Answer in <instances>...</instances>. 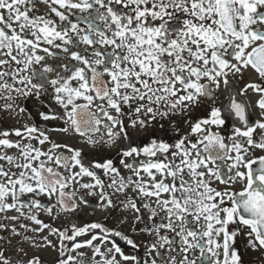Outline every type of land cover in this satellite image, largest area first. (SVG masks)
I'll use <instances>...</instances> for the list:
<instances>
[{
  "label": "snow or ice",
  "instance_id": "obj_1",
  "mask_svg": "<svg viewBox=\"0 0 264 264\" xmlns=\"http://www.w3.org/2000/svg\"><path fill=\"white\" fill-rule=\"evenodd\" d=\"M0 101V264H264V0H0Z\"/></svg>",
  "mask_w": 264,
  "mask_h": 264
},
{
  "label": "rangeland",
  "instance_id": "obj_2",
  "mask_svg": "<svg viewBox=\"0 0 264 264\" xmlns=\"http://www.w3.org/2000/svg\"><path fill=\"white\" fill-rule=\"evenodd\" d=\"M2 118H5V119L7 118L8 120H11L8 117H6V115L3 117H0V121L2 120ZM11 121H13V120H11ZM1 124H2V122H0V125ZM15 124H16V122L12 123V125H15ZM33 143H35V141ZM45 147H47V146H45ZM88 156L91 157L89 154H88ZM86 199L89 200L90 204H95L94 198L86 197ZM91 213H93V214L90 215ZM100 214H105V217H109L112 215L113 216V225L112 226L114 228L115 227L116 228H119V227L129 228V227H125L122 224H121V226L119 225L120 221L123 219V216L119 213V211L106 213V212H102L99 210L93 211L92 207H86V206H81L80 212L75 217H71V218L62 217L60 220H56V221L49 220L45 215H41L40 218L45 220L46 223H50L53 227L63 229V228H71L73 223L76 224L78 227H83L88 223L99 222ZM28 235L32 236L31 233H28ZM44 235H48L47 230H45V232L40 234V236H44ZM88 238H90V236L80 237L79 239L84 240V239H88ZM136 238H137L138 243L141 244L142 246L148 239L146 236H142V235H137ZM37 239H39V237H37ZM48 239H50L54 244L57 245V249H50V248L30 249V254L35 253L36 255H38L42 259L45 258V259H50V260L54 261L55 257L58 255L59 240H58V237L55 235L48 236ZM40 242L43 243V241H40ZM96 243H99V241H97ZM79 251L85 252L87 254L85 258L90 259V257H91V250L90 249H80ZM140 253L144 257V247H143L142 251H140ZM128 254H132V253H128ZM73 255H75V253H73ZM97 259H99V257H97Z\"/></svg>",
  "mask_w": 264,
  "mask_h": 264
},
{
  "label": "flooded vegetation",
  "instance_id": "obj_3",
  "mask_svg": "<svg viewBox=\"0 0 264 264\" xmlns=\"http://www.w3.org/2000/svg\"><path fill=\"white\" fill-rule=\"evenodd\" d=\"M246 79H248V77H246ZM235 86L236 87H243V82H241L238 78L236 79V83H235ZM255 94L251 92V90H249V93H248V97H246L245 99L247 98H250V97H253ZM0 103H3V101H0ZM33 115H35V113H33ZM7 117V116H6ZM255 117H253L254 119ZM2 122V126L4 127H9V128H14V127H19V124H15V125H12L13 122L15 121H11V120H8L7 118H2V120L0 121ZM24 121H21V123H23ZM29 123H31V121H28ZM38 122L43 125V122L42 121H39ZM144 135H147V133H145ZM52 138L54 140H62L64 139V137L62 136H59L57 134H53L52 135ZM133 138L136 139L137 137L135 135H133ZM70 143H73L77 146L80 145L81 143V138H77L75 140H72L70 141ZM125 143V141L122 139L121 142H120V146H122L123 144ZM86 157L87 158H91L88 156V153H85ZM105 155L106 156H109L110 158L113 159V161L116 163V166L117 167H120L119 165V157H117L116 153H115V150H112L111 152H105ZM121 171H123V169H121ZM93 213H91L90 215H92ZM99 222L101 224H103L105 227L109 228V229H119L121 230L122 232H125V233H129L131 231V227H130V223L129 224H122L124 225L125 227H129V228H114L112 225H113V216H109V217H105V214H100V220ZM121 226V223L119 224ZM32 234V233H31ZM5 235H8L6 233H3V232H0V236H5ZM33 235V234H32ZM136 240V236L134 237ZM138 243V241H137ZM244 243L245 241L242 240V239H237V243H236V246L238 248H240L241 250V254L243 256V259L245 261V264H260V259H259V255L257 253H253L251 252L250 250L249 251H245L244 249ZM120 244L122 247L125 248V250L128 252V253H132V250L130 248H127L124 244H123V241H120ZM143 249V246L141 245L140 249L138 250V255L143 258V256L141 255L140 251H142ZM42 259V258H41ZM44 261V264H53V261L50 260V259H42Z\"/></svg>",
  "mask_w": 264,
  "mask_h": 264
}]
</instances>
